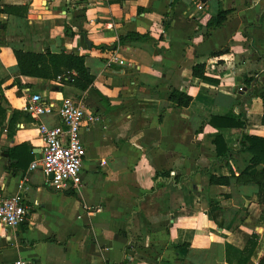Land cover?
I'll return each mask as SVG.
<instances>
[{"label":"crops","instance_id":"crops-1","mask_svg":"<svg viewBox=\"0 0 264 264\" xmlns=\"http://www.w3.org/2000/svg\"><path fill=\"white\" fill-rule=\"evenodd\" d=\"M14 49L82 55L93 82L82 91L23 76ZM112 55L123 63L108 66ZM198 64L204 78L192 75ZM263 82L264 0H0V195L20 194L29 208L24 223L0 224V264H259L264 202L241 174L251 154L240 140L264 137L251 94ZM172 90L190 104L171 101ZM34 93L71 98L99 118L79 132L77 189L30 169L39 125L59 124L56 113L25 112ZM229 114L245 126L210 123ZM218 134L227 156L216 154Z\"/></svg>","mask_w":264,"mask_h":264},{"label":"built area","instance_id":"built-area-1","mask_svg":"<svg viewBox=\"0 0 264 264\" xmlns=\"http://www.w3.org/2000/svg\"><path fill=\"white\" fill-rule=\"evenodd\" d=\"M122 64V59L116 55L108 58L106 64ZM71 72L56 77L57 84H63ZM26 113L33 117L56 113L59 124L48 126L39 125L43 145L41 155L30 163V169L40 167L42 171L51 176V186L58 189H77L80 186V170L86 154L79 132L84 121L96 122L99 118L85 110L77 101L64 97L59 102L51 99L44 100L39 93L32 94L24 106ZM29 213L28 206L20 194L0 195V224L10 227L24 223ZM10 264H25L17 260Z\"/></svg>","mask_w":264,"mask_h":264},{"label":"trees","instance_id":"trees-1","mask_svg":"<svg viewBox=\"0 0 264 264\" xmlns=\"http://www.w3.org/2000/svg\"><path fill=\"white\" fill-rule=\"evenodd\" d=\"M7 9V8H6ZM9 10V9H8ZM228 11L220 10L215 17V24L219 26L223 23ZM208 22V25H211ZM14 56L17 61L19 72L23 76H34L41 77L44 79H55L59 75H63L66 72H71L67 80H63L62 83L70 84L71 86L80 89L82 91L86 90L91 86L93 82V77L89 74V71L84 63V56L72 54V53H51L46 51L44 53H33L25 52L19 49L13 50ZM192 75L199 78H204V65L198 64L193 66ZM251 82L250 78L245 79L246 85ZM251 94L253 96L260 97L263 106V114L261 117V124L264 125V82L259 86H254ZM169 99L176 103L178 106L186 107L191 102V97L185 93L179 92L177 90H172ZM1 110V109H0ZM220 120L225 122L229 121L233 127L243 128L245 126L244 121L240 120L239 117L234 114H229L225 116H213L210 119L211 124H215V120ZM231 120V121H230ZM226 125V124H225ZM214 143L216 145V154L219 157L227 156L230 150L225 146L224 140L221 136L215 135ZM240 147L242 150L247 151L251 154V158L247 167L241 172L245 175L247 182L252 181L258 186V201L264 202V169L262 171L255 173L254 175H249L247 173L251 168L258 166L259 164L264 165V137H259L255 135L243 134L240 140ZM211 184H227L228 180L226 177H216L211 175L209 178ZM210 210L214 213L216 210H220L217 202L209 200ZM248 245H250V250L255 247L256 242L254 240H249ZM249 249V248H248ZM232 250L230 245H226L227 256ZM249 256V255H246ZM246 259V257H245ZM244 259V261H245ZM244 261L242 264H244ZM259 264H264V256L259 260Z\"/></svg>","mask_w":264,"mask_h":264},{"label":"water","instance_id":"water-1","mask_svg":"<svg viewBox=\"0 0 264 264\" xmlns=\"http://www.w3.org/2000/svg\"><path fill=\"white\" fill-rule=\"evenodd\" d=\"M197 1H199V2H201V3H205V2L208 1V0H197ZM50 178H51V176H50Z\"/></svg>","mask_w":264,"mask_h":264}]
</instances>
